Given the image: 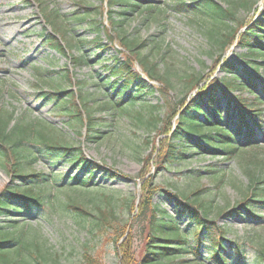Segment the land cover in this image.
<instances>
[{
    "label": "rangeland",
    "instance_id": "obj_1",
    "mask_svg": "<svg viewBox=\"0 0 264 264\" xmlns=\"http://www.w3.org/2000/svg\"><path fill=\"white\" fill-rule=\"evenodd\" d=\"M38 1L0 0V110L14 113V117L23 118L25 121H41V123L49 124L55 139L69 146H80L84 142L85 130L79 126L67 124L69 120L59 114L56 102L47 101L44 98L46 91H52L51 86L34 73L36 69L46 78V81L50 78L52 82V80L59 81L63 78L64 71L67 69L71 77L75 79L74 82L85 83L86 88L83 92L89 94L92 100L91 105L97 111L96 116L102 118L99 123L103 124V137L98 143L82 144L85 156L124 175L128 180L110 178L98 171L94 174L93 180L100 186L95 188L76 190L69 187L61 189L46 187L43 193L47 199L46 208L41 210L42 212L39 211L36 216L22 214L18 218L1 217L0 225L7 226L9 221L18 219L20 227L17 232L19 233L22 229L27 230L28 226L24 227L23 224L27 223L32 228L30 231L27 230L28 237L31 238L33 230L38 231V240L44 252L58 254L63 264H86L84 258L86 252L101 264H121V256L116 249L126 238L129 239L133 257L140 258L145 220L136 219L139 216L143 184L151 181L155 188L176 191L179 192L178 194L189 195L190 192L201 189L203 192L200 198L212 203L210 218L216 219L218 226L227 230L226 239L229 241L243 242L249 238L256 239L254 241L256 243L258 239H264V227L256 228L257 222H254V219L220 216V212L225 207L234 205L240 199L238 187L247 184L246 170L250 169L264 179V130L258 131L255 127L257 137L254 145H259L262 150H255L249 146L232 159H228L223 152H217V157L213 158L210 155L202 156L189 151L186 160L173 164L169 170L165 171L158 170L154 163L156 153L164 139L159 131L160 127L167 121L175 101L181 97L184 75L200 72L207 77L204 83H208L213 78L222 83L229 77L215 64L219 50L213 47L205 33L215 27H218L221 32L225 31V28L189 12L178 11L176 5L188 0H138L157 7L159 12L156 13V19L145 21L143 14L137 13L124 24L122 30L129 41L141 43L139 46L141 56H146L152 63H156L161 73L166 72L174 88L163 94L157 90L160 87L157 81H148V89L139 92V101L135 105H128L129 117L120 111L114 114L111 111L104 113L99 110L103 102L113 96V101L118 98L113 90L116 86L113 83L116 78L107 68L114 63V57L123 61V57L128 54L114 32H112V40L105 37V34L108 35V30L110 31L108 11L116 12L113 18L119 23L122 19L118 13L126 7L123 8L120 5L110 7L107 0H42L56 5L61 17L66 21L64 29H66L65 36L69 46L68 55L64 56L52 51L42 41V34L46 31L51 32V27L43 19ZM254 1L255 6L252 9L237 13V22L233 24V27L239 28L240 22H249L263 15L264 0ZM78 3L99 8L101 15L94 17L97 25L105 27V33L101 36L107 48L104 51L85 43L92 40L97 31L94 29V22L88 20L82 24L77 23L75 17L82 13L77 7ZM76 13H78L77 16ZM247 53L233 41L224 49L222 60H239L243 69L248 65L246 62L249 59L244 57L241 60L240 56ZM83 56L90 62L85 65H76L74 58ZM251 60L255 61V64L249 67L257 66L256 73L264 82V57H253ZM133 65L134 70L147 80L141 66L135 61ZM66 83L59 87L62 92L74 89L68 82ZM121 83L122 81H119L117 85ZM118 90L119 93L123 91L121 88ZM196 92L197 90H188L187 97L194 96ZM137 93L135 88L127 90L124 93L126 103H128V95L133 96ZM254 94L262 102L258 106L262 114L257 121L264 126V92L258 90ZM221 95L219 93L218 96L222 98L221 105L225 111L227 100ZM230 95L243 98L247 103L256 101L249 92L234 89L230 91ZM137 113L142 114L141 122L137 118ZM225 114L226 112L224 116ZM152 118L159 120L156 121V124H159L158 130L148 125V120ZM236 121L234 119V122ZM172 123L174 125L175 120ZM250 124H252L251 121ZM228 127L231 128V125ZM258 159L263 162L259 163ZM28 165V172L43 173L48 178L68 175L69 181L71 177L78 176L85 179L89 176L77 166L72 167L64 161H54L48 157H40L39 160H33ZM190 170H193L192 174L188 173ZM19 182L20 180L12 178L0 167V190L8 184ZM71 199H78L77 203L92 216L101 217L104 213L102 226L96 227L94 217L84 219L80 218L75 210H66L65 205ZM153 203L164 209L168 217H176L173 205L163 195H155ZM43 214L47 217H43ZM256 214L264 218V210ZM176 219L182 228L192 226L188 217H176ZM260 223L264 224V220ZM115 228H127L124 238L115 240ZM129 235H131L130 238ZM209 252L210 244L206 242V248L203 250L204 259L207 261L205 264H211L206 258ZM23 254L28 256V253ZM248 254L250 255L247 261L253 263L255 256L253 251L250 249ZM21 260L22 258H18L17 262ZM173 264H196V262L192 257L185 256L176 259ZM226 264H237V261L234 257L228 256Z\"/></svg>",
    "mask_w": 264,
    "mask_h": 264
},
{
    "label": "trees",
    "instance_id": "obj_2",
    "mask_svg": "<svg viewBox=\"0 0 264 264\" xmlns=\"http://www.w3.org/2000/svg\"><path fill=\"white\" fill-rule=\"evenodd\" d=\"M187 2H179L176 5L177 10L189 12L216 26L221 25L225 28L223 32L215 27L205 33L213 47L219 50L215 64L229 77L222 83L214 78L208 83H204L207 77L200 72L184 75L181 97L175 101L171 114L159 130L164 139L156 153L154 163L160 171L169 170L173 164L182 163L187 159L186 155L189 151H194L202 156L210 155L213 158L217 157V152H223L228 159H232L249 146L255 150H262L259 145H254L257 137L255 127L258 131L264 130V126L257 121V118L262 114V110L258 107L262 102L254 93L258 90L264 92V82L256 73L258 67L249 66L255 64L251 58L264 57V13L260 18H254L249 22H240L239 28H235L233 24L237 22V13L252 9L255 6L254 0H188ZM107 3L110 7L114 5L126 7L118 13L122 19V22L119 23L113 18V14L115 15L116 12L108 11L110 31L108 30V35L105 34V37L112 40V32H114L115 37L118 38L122 48L128 54L123 57V61L114 57V63L107 68L116 78L113 82L116 84L113 90L118 98L113 101V96L103 102L99 110L104 113L111 111L114 114L120 111L130 117L128 105H135L139 101V92L148 89V81H157L160 86L157 90L163 94L174 88L166 72L161 73L157 69L156 63H152L146 56H141V47H139L141 43L129 41L122 30L124 24L137 13H142L144 20L149 21L156 19V13L159 11L156 6L138 0H107ZM38 4L42 10L43 19L51 27V32L46 31L42 34V41L52 51L64 56L68 55L69 43L65 36L66 29H64L66 21L61 17L59 8L42 0H39ZM77 7L82 12L81 15L75 17L77 23L82 24L89 20L94 22V29L97 31L96 36L85 43L104 51L107 48H105L101 36L105 33V27L97 25V20L94 17L101 15L99 8L83 3H78ZM78 13L75 15L77 16ZM233 41L237 42L240 49L248 52L246 55L240 56L241 60L246 57L245 59L248 58L251 61L248 60L246 62L248 65L243 69H241L242 64L239 63V60H222L224 49ZM133 61L137 62L145 71L147 80L134 70ZM89 62L84 56L78 59L74 58L76 65H85ZM34 71L38 78L51 86L52 91L44 93V98L47 101L56 102L59 114L68 118V125L79 126L85 130L82 144L100 142L103 137V124L99 122L102 121V118L96 116L97 111L91 105L92 100L89 94L83 92L86 88L85 83L74 82L75 79L71 77L67 69L64 71L63 78L59 81L52 80V82L50 78L49 81H46V78L36 69ZM119 81H122L121 85H117ZM66 82L75 90L62 92L59 87ZM120 88L123 90L121 93L118 90ZM130 88H135L138 93L133 96L128 95V103H126L124 93ZM234 89L251 93L256 101L247 103L243 98H233L230 91ZM188 90H197V92L194 96L187 97ZM219 93L227 100L225 111L221 105L222 98L218 96ZM224 112H226V117ZM137 116L141 122L142 114L137 113ZM234 119L237 121L234 122ZM174 120L175 124L172 125ZM156 121L159 120L152 118L147 123L158 130L159 124H156ZM161 121L164 122V120ZM230 125L231 128L228 127ZM51 130L49 124L41 123V121H25L23 118L14 117V113L0 110V167L4 171L6 170L12 178L20 180L19 183L8 184L0 190V218H18L22 214L36 216L39 211L42 212L41 210L46 208L47 199L43 193L44 189L49 186H52L53 189L69 187L76 190L98 187L100 184L94 183L93 180L94 174L98 171L110 178L128 180L124 175L85 156L82 144L69 146L55 139ZM40 157L64 161L72 167L77 166L89 176L85 179L75 176L68 181V175L48 178L43 173L28 172V164L33 160H39ZM258 162L262 163L263 161L258 159ZM192 171L190 170L188 173L192 174ZM245 175L247 184L238 187L240 199L234 205L225 207L220 212V216L254 219V222H257L256 228L264 227V224L260 223L264 218L256 214V212L264 210V179H261L260 175L250 169L246 170ZM143 185L139 216L136 219L145 220L142 252L140 258L135 259L130 249L129 239L126 238L116 249L121 256V264H173L176 259L185 256L192 257L196 264H205L207 261L204 259L203 250L206 248V242L210 244V252L206 258L211 264H226L228 256L234 257L237 264H264V239H258L256 243H254L256 239L249 238L243 242L226 239L228 232L225 228L218 226L216 219L210 218L212 203L200 198V194L203 192L201 189H196L186 195L155 188L151 181H146ZM158 194L163 195L173 205L176 217H188L192 226L182 228L178 225L176 217H168L164 209L155 205L153 199ZM77 202H79L78 199H71L65 205L66 210H75L80 218L94 217L96 227L102 226L104 213L101 217L92 216ZM42 216L47 217L46 214ZM23 224L24 227L28 226L27 230L32 229L27 223ZM19 227L18 219L9 221L7 226L0 225V264H63L60 262L58 254L44 252L43 246L38 240V231L33 230L34 232L29 238L27 230L22 229L19 233L17 232ZM115 229V240L124 238L127 228ZM130 237L131 235H129ZM250 249L255 255L253 263L247 261ZM23 253H28V256ZM18 258H22L21 262H17ZM84 258L86 264H101L88 252L85 253Z\"/></svg>",
    "mask_w": 264,
    "mask_h": 264
}]
</instances>
